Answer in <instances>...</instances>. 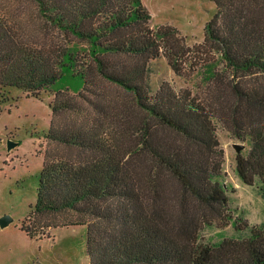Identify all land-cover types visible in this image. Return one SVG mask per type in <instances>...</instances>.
<instances>
[{
  "label": "trees",
  "instance_id": "obj_1",
  "mask_svg": "<svg viewBox=\"0 0 264 264\" xmlns=\"http://www.w3.org/2000/svg\"><path fill=\"white\" fill-rule=\"evenodd\" d=\"M30 1L43 20L38 38L0 17V103L10 87L36 98L49 93L52 116L73 112L81 120L58 129L51 118L45 138L75 153H45L26 220L64 213L61 226L84 225L88 264H264V224L248 226L230 212L214 124L249 139L248 152L236 154L235 171L264 199V0H214L203 41L192 46L172 26L152 28L142 0ZM160 55L179 76L196 60L211 100L167 81L152 93L149 62ZM66 76L76 86L55 88ZM99 81L128 92L140 114L135 121L123 111L116 120L122 130L133 127L129 148L103 129L107 110L93 100L101 98ZM134 155L151 160L147 175L137 177L141 183L129 165ZM162 173L181 196L176 218L156 183ZM199 216L220 227L232 221L248 234L203 242Z\"/></svg>",
  "mask_w": 264,
  "mask_h": 264
},
{
  "label": "rangeland",
  "instance_id": "obj_2",
  "mask_svg": "<svg viewBox=\"0 0 264 264\" xmlns=\"http://www.w3.org/2000/svg\"><path fill=\"white\" fill-rule=\"evenodd\" d=\"M142 2L151 15L152 28L161 25L172 26L185 37L188 46L203 41L205 24L215 8L214 0H142ZM37 13L34 3L30 0H0V17L11 19L23 34L33 36L35 39L43 34V30L40 29L43 20ZM46 34L49 36L48 32ZM183 66L181 70L183 75L179 76L169 67L163 55L151 60L148 69L151 92L153 93L162 81H167L176 90L187 88L195 96L205 101L211 100L213 93L202 74V67L196 65V60ZM259 81L264 86V77L260 76ZM61 83L62 86L56 84L54 87H63L66 84L76 86L69 76ZM98 84L100 89L95 91L101 94V98L93 96V100L98 104L103 102L107 110V115L102 116L105 121L103 129L112 130V134L120 138L121 148H129L134 141L131 138L135 136L133 127L128 131L122 130L119 121L123 111L129 112L135 121L140 118V114L128 92L104 81H99ZM4 92L6 99L0 103V218L7 216L8 221L4 226H0V264H88L84 248L86 235L84 225L61 226L65 220L64 215L66 216L64 213H46L36 222L32 219L26 220L30 207L36 200L38 174L45 153H60L65 158H71L75 153L72 149L45 138L51 118L55 120V126L61 129L72 127L81 120V116L73 112H62L52 116L48 106L52 95L49 93H42L36 98L14 87L6 88ZM118 119L119 121H116ZM214 124L219 147L223 150L220 179L227 188L230 212L236 218H240L237 222L244 220L248 226H261L264 224V199L255 184L243 183L235 171L237 152L233 144H242L240 152L246 154L250 146L249 139H237L219 120L214 119ZM8 140L14 143L10 149L7 147ZM129 165L137 178L145 173L147 175L151 160L146 156L134 155ZM137 179L141 183L144 177ZM159 181L156 183L162 186L164 205L169 214L176 218L181 205L177 184L165 173L159 176ZM206 214L209 221L210 213ZM203 220L201 216L197 218L200 223L198 232L201 240L209 244H217L223 239L241 238L248 234V229L236 231L232 221L220 227L212 221L208 225ZM24 224L32 226L31 235L22 228ZM43 224L47 226H42Z\"/></svg>",
  "mask_w": 264,
  "mask_h": 264
},
{
  "label": "water",
  "instance_id": "obj_3",
  "mask_svg": "<svg viewBox=\"0 0 264 264\" xmlns=\"http://www.w3.org/2000/svg\"><path fill=\"white\" fill-rule=\"evenodd\" d=\"M13 145H14L13 142H11L9 140L7 141V147H8V149H10ZM233 147H234L235 151L237 153H239L240 150L243 148V145L242 144L235 143V144H233ZM7 218H8L7 216H2L0 218V226H4L5 224H7V221H8Z\"/></svg>",
  "mask_w": 264,
  "mask_h": 264
}]
</instances>
